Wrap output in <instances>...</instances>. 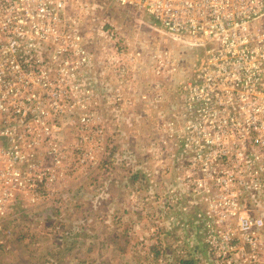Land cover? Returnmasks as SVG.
<instances>
[{
    "label": "built area",
    "instance_id": "1",
    "mask_svg": "<svg viewBox=\"0 0 264 264\" xmlns=\"http://www.w3.org/2000/svg\"><path fill=\"white\" fill-rule=\"evenodd\" d=\"M111 2L144 13L199 57L186 70L153 47L143 80L140 53L123 49L110 19L93 18L91 0H0V233L4 220L63 199L78 168L110 156V97L120 116L147 105L153 153L176 149L183 234L191 224L208 264H264V0ZM65 126L72 138L63 139ZM174 185L169 204L182 201Z\"/></svg>",
    "mask_w": 264,
    "mask_h": 264
},
{
    "label": "rangeland",
    "instance_id": "2",
    "mask_svg": "<svg viewBox=\"0 0 264 264\" xmlns=\"http://www.w3.org/2000/svg\"><path fill=\"white\" fill-rule=\"evenodd\" d=\"M91 2L96 7L93 18L110 19L122 35L123 49L140 53L141 79L150 78L144 67L156 46L170 50L186 70H192L197 48L168 35L144 13L117 7L111 0ZM181 78L170 79L171 98ZM103 106V114L111 119L110 156H98L92 166L69 175L63 199L61 194L59 201L44 199L14 220H4L0 264H208L203 241L192 236L191 224L183 234V186L174 185L183 171L174 165L176 149L153 153L157 143L153 114L147 105L145 109L140 105V110L131 105L120 116L110 97ZM142 109L150 113L149 120L145 111L139 116ZM71 134L65 126L63 139ZM170 184L182 201L167 202Z\"/></svg>",
    "mask_w": 264,
    "mask_h": 264
},
{
    "label": "crops",
    "instance_id": "3",
    "mask_svg": "<svg viewBox=\"0 0 264 264\" xmlns=\"http://www.w3.org/2000/svg\"><path fill=\"white\" fill-rule=\"evenodd\" d=\"M170 89H172V88H170ZM169 94H172V93L169 92V91L166 89V94H165V95L167 96V98H168L170 101H171L172 99L174 100V98H171ZM139 113H140V112H139ZM139 113H138V114H139ZM139 116H142V114H140ZM147 120H148V119H147Z\"/></svg>",
    "mask_w": 264,
    "mask_h": 264
},
{
    "label": "trees",
    "instance_id": "4",
    "mask_svg": "<svg viewBox=\"0 0 264 264\" xmlns=\"http://www.w3.org/2000/svg\"><path fill=\"white\" fill-rule=\"evenodd\" d=\"M189 262H190V261H188V262L186 261V263H189Z\"/></svg>",
    "mask_w": 264,
    "mask_h": 264
}]
</instances>
